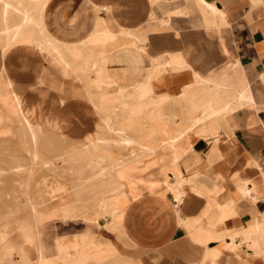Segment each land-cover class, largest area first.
Instances as JSON below:
<instances>
[{
    "label": "crops",
    "instance_id": "0c3cea01",
    "mask_svg": "<svg viewBox=\"0 0 264 264\" xmlns=\"http://www.w3.org/2000/svg\"><path fill=\"white\" fill-rule=\"evenodd\" d=\"M37 5L47 40L9 46L0 31V142L26 152H9L0 182L20 176L27 193L37 167L69 190L32 198L55 203L36 214L26 196L14 231L0 228V264H264V0ZM201 87L230 106L194 133L167 132L178 142L160 162L143 155L141 132L103 126L99 104L120 94L175 101Z\"/></svg>",
    "mask_w": 264,
    "mask_h": 264
},
{
    "label": "rangeland",
    "instance_id": "374dc122",
    "mask_svg": "<svg viewBox=\"0 0 264 264\" xmlns=\"http://www.w3.org/2000/svg\"><path fill=\"white\" fill-rule=\"evenodd\" d=\"M8 2L11 3V6L13 7L10 6L6 13L4 12V3H0V18L1 13H4L8 20L6 21V23H2L3 21H1L0 19V31H2L3 33L5 32V34H7V42L9 43V35L7 29H10L14 24L18 23L20 21L21 15L19 13L20 8H18L17 3H15L16 0H9ZM8 12L9 14H7ZM38 12L39 8L36 7L33 21L35 23L33 24L32 22L30 24L29 31L33 32L34 30L36 36L44 39V37L46 38L47 35L44 32V29L40 26L41 22L40 17L37 16ZM5 24L7 25L5 26ZM8 25L10 27H7ZM31 25L33 27H31ZM114 91L115 90L113 88H110V92ZM183 94L185 96L179 97L175 101H171L172 99H168V97H164L163 99L159 97L156 99L157 101L152 98L150 99V101L149 98L146 99L145 97H141L139 98L140 102L138 103L135 102L133 98H129L125 94H120L117 98V101L110 105L107 103L99 104V109L101 110L103 115V126H118V131H121L120 133L124 131L128 133L127 135H122L121 137L123 138H133L135 136L134 134L138 136V133L141 132L140 146L142 148L143 155L145 157H150V155H153L155 156L154 159H157V162H160L159 160L163 158V154L167 152V148L165 145L171 140H169V138L173 136L180 137L182 136L181 132H185V135L191 132L194 133L196 131V127H198L199 125H203L206 121L213 120L215 108L219 110V107L223 104L225 106H230L229 101L225 102L223 101V99L220 98V96L209 94L208 89H206L205 87H201L196 91L191 89L185 91ZM240 96L243 97L242 95ZM140 104H142L143 106ZM20 107L24 111L21 105ZM108 111H110V113ZM166 111L170 112L171 114L174 113L175 117L177 118L166 120V118L164 117ZM124 114H126L130 118L125 120L119 119V117H122V115L124 116ZM173 125L174 128H172ZM183 127L185 129H183ZM156 129L158 133L157 136H155L154 134V132H156ZM172 130L178 132L179 134L173 136L167 135V132H171ZM106 134L114 135L112 132H107ZM0 137L2 138L1 133ZM3 138L5 139V135H3ZM125 141H128V143ZM125 141L124 142L127 144L131 143L130 140ZM65 142L70 144L79 141L67 139V141ZM149 148L155 149L154 154L149 153ZM129 151V148L122 150L114 146L109 148V152L113 156H116V158H118L119 156L128 155ZM9 152L12 154L16 153V155L18 156H25L26 154L25 150L22 148L21 143H19L17 139H9L8 142H0V166L7 167L0 168L1 170H4H2L3 172L9 171V163L14 160L13 158H11ZM54 159L56 162L59 161L58 159H56V157H53V160ZM16 169L18 172H20V168ZM45 169L54 172L56 168H53L46 163ZM34 171L35 175L33 176ZM150 173L151 172H146L145 177L148 178L150 176ZM29 174H31V178H27V193L20 187V176L11 175V177H2L3 181L0 182V217H2V219L0 220V228L7 224L6 229L10 233L14 231V219L18 216L25 214L23 210V205L25 204L24 200L26 196L31 197L29 200H32L33 202L35 201L32 198H37L38 196H42L47 200H52L53 198L61 194H66L69 190H67V188L64 186H60L59 184V182H66L64 178L56 179V177L51 173L38 171L37 167H35L34 169L30 168ZM32 176L37 178H32ZM44 176L47 178H43ZM90 205H92L91 202L88 203L89 207H91ZM14 206H17L18 209L15 210L16 208ZM10 210H15V213L12 214V216L9 215Z\"/></svg>",
    "mask_w": 264,
    "mask_h": 264
},
{
    "label": "bare ground",
    "instance_id": "6f19581e",
    "mask_svg": "<svg viewBox=\"0 0 264 264\" xmlns=\"http://www.w3.org/2000/svg\"><path fill=\"white\" fill-rule=\"evenodd\" d=\"M9 0H0V3H4V12L6 13V11L8 10V8H10V6L12 5L11 3L8 2ZM15 1V0H14ZM46 1H49V0H46ZM42 2V0H16L15 3H17V7L20 8L19 9V13L21 15L20 17V21L16 24H14L10 29H7V32H8V41L10 43H8L9 46L11 45H16V44H31V42H36L37 45H38V36L35 35L34 33V30L33 32L29 31V26L30 24L34 21V12H35V8L38 7L39 8V12H38V15L40 18H41V24L40 26L44 29V23H43V14H44V8H40L38 4H40ZM16 6V5H15ZM13 7V6H11ZM1 11V10H0ZM38 11V10H37ZM3 12V10H2ZM9 14V12L7 13ZM12 14V13H11ZM14 15V14H13ZM1 21H3L2 23H6L7 21V17L5 16L4 13H1ZM35 22H33L34 24ZM38 23V21H37ZM7 24H5L6 26ZM38 25V24H36ZM35 25V26H36ZM7 27H10L9 25ZM6 27V28H7ZM31 27H33L31 25ZM32 29H35V28H32ZM47 29V28H46ZM41 30V29H40ZM40 32V31H39ZM49 32V31H48ZM38 34V33H37ZM44 36V34H43ZM33 39V40H32ZM40 39V38H39ZM42 40V39H41ZM47 40V37L43 39V41ZM124 94V93H123ZM162 99L164 97H161ZM169 99V98H168ZM157 101V100H156ZM130 102V101H129ZM142 103V102H141ZM159 103V102H158ZM142 105V104H140ZM143 106V105H142ZM166 106V105H165ZM15 108L16 110L19 112V113H23V110L21 109L20 107V104L16 101L15 102ZM163 108V107H162ZM123 109V107H122ZM25 123H26V126L29 127V131L32 133V126L31 124L25 120ZM198 123V122H197ZM166 124V122H165ZM213 130V129H212ZM36 136V135H35ZM32 137H34V135H32ZM126 140V139H125ZM124 140V141H125ZM154 140V139H153ZM163 140V139H162ZM128 143V141H125ZM163 143V142H162ZM177 143V138H172L165 146L167 149H170L172 147H174V145ZM160 145V144H159ZM162 146V145H161ZM151 147V146H150ZM153 147V146H152ZM155 148V147H154ZM165 149V148H164ZM166 150V149H165ZM150 151L149 153L151 154H154L155 152V149H152V148H149ZM164 151V150H162ZM161 153V152H160ZM32 155V158L35 159V161L37 160V152H33L31 153ZM161 155V154H160ZM159 155V156H160ZM164 155V154H163ZM153 156V155H151ZM149 157V156H148ZM155 157V156H153ZM157 158V157H156ZM159 158V157H158ZM153 161H155L157 163V159H154ZM160 161V160H159ZM146 168V167H145ZM178 179V178H177ZM182 178H180V181ZM137 180V179H136ZM134 181V180H133ZM143 181V180H142ZM140 182H141V179H140ZM131 183V182H130ZM133 183V182H132ZM148 184V183H147ZM180 185V184H179ZM139 189V188H138ZM141 189V188H140ZM142 190V189H141ZM129 192V191H128ZM127 193V192H126ZM181 193V192H179ZM178 193V195H179ZM178 197V196H177ZM133 198V197H132ZM138 198V197H137ZM112 199V198H111ZM179 199V198H177ZM117 202V200H116ZM180 202V201H179ZM55 206V203H52V204H49L47 203V201H43L41 204L40 203H37V202H33L32 200H29L28 201V207L30 208V210L32 212H34V214H36L37 210L39 208H46V207H50V208H54ZM62 210H63V214L64 215H68L70 210L71 209H75V207H70V205L68 203H63L62 205ZM34 218V223L37 224V218L36 216H33Z\"/></svg>",
    "mask_w": 264,
    "mask_h": 264
}]
</instances>
